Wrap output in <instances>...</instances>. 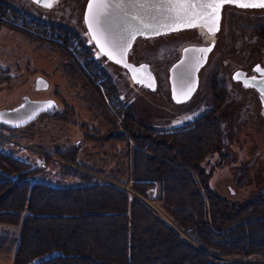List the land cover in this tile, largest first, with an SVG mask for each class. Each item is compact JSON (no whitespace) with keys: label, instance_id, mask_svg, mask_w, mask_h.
<instances>
[{"label":"rangeland","instance_id":"obj_1","mask_svg":"<svg viewBox=\"0 0 264 264\" xmlns=\"http://www.w3.org/2000/svg\"><path fill=\"white\" fill-rule=\"evenodd\" d=\"M86 2L59 0L52 9L44 10L29 0H0L17 13L74 34L81 44L85 41ZM262 35L264 10L225 7L214 50L199 75L198 91L189 104L176 106L170 96L168 72L185 46L207 44L196 31L136 42L130 60L150 64L157 80V90L150 92L138 88L124 70L111 63L101 68L105 60L91 61L85 72L76 60L71 61V53L65 48L0 26V110L18 104L22 95L50 97L58 104L54 114L40 116L24 128L11 130L0 125V151L38 169L31 184L60 189L84 186L81 179L63 170L67 167L89 175L95 182L135 194L130 174L134 145L123 128L124 110L130 109L139 133L137 125L157 133L172 132L213 109V78L223 81L226 90L225 106L219 113L225 132L224 150L208 156L201 167L210 177L212 190L229 203L240 204L264 189V118L255 93L244 90L231 77L236 70L250 72L257 64L264 66ZM37 77L48 81L46 92L32 90ZM109 86L116 96L108 93ZM196 113L193 121L181 123V118ZM68 150L78 152L74 164L55 155ZM149 192L154 198L156 188ZM139 197L170 223L157 203ZM23 227V217L16 225L0 222V264H14Z\"/></svg>","mask_w":264,"mask_h":264},{"label":"trees","instance_id":"obj_2","mask_svg":"<svg viewBox=\"0 0 264 264\" xmlns=\"http://www.w3.org/2000/svg\"><path fill=\"white\" fill-rule=\"evenodd\" d=\"M212 83L213 109L169 133L138 125L137 132L124 110L135 194L67 167L84 186L31 184L38 169L0 151V222L24 220L14 264H264V189L229 203L201 167L224 150L226 90L223 81ZM77 153L55 155L74 164ZM139 196L157 203L170 223Z\"/></svg>","mask_w":264,"mask_h":264},{"label":"water","instance_id":"obj_3","mask_svg":"<svg viewBox=\"0 0 264 264\" xmlns=\"http://www.w3.org/2000/svg\"><path fill=\"white\" fill-rule=\"evenodd\" d=\"M29 1L38 8L44 10H50L58 3L59 0H56V2L53 4L51 8L44 7L41 4L35 2V0H29ZM88 4H89V0H87L85 5V10L83 15V25L96 50L109 63L124 70L134 85H136L138 88H142L150 92H155L157 90L156 76L150 64L149 63L135 64L130 60V55L132 53L133 47L138 40H152L158 37H163L185 31H196L200 36L206 39L207 41L206 45L185 46L181 50L180 58L169 69L168 82L170 87V96L172 102L176 106H185L189 104L193 100L194 96L198 91L199 75L201 70L206 66L209 56L214 50L216 37L220 31L223 9L228 6V7L236 8L238 10H264V8H240L233 4H225L220 10L218 30L215 31L214 35L209 34V32L204 27L189 28L180 31H168L166 29H161L160 30L161 34L158 35L153 34L152 32H148L147 30H143L146 32L145 35L137 34L135 38L132 39L131 46L126 54V64H125V63H116L114 60L109 59L107 55L103 54L101 48L97 46L96 41L93 40L92 34L90 33L88 24L86 22V13L88 9ZM127 11L129 13H132L135 10L128 9ZM110 24H111L112 34L117 38L121 35H124V37L127 38V33L124 32V29L127 28L129 25H133V30H134V22L130 20V17H126L124 13L120 10L113 11V15L111 16L110 19ZM199 49H211V50L207 52H200L198 51ZM257 67H259V69L261 70L260 72L256 71ZM254 71L258 76H247L245 71L236 70L232 74L231 80L234 83H239L244 90H251L254 91L256 94H258L263 108L262 114L264 116V97H262L261 92L259 91V89H264V82H262L264 81V76L261 75V72H264V69H261L260 65L258 64L255 66ZM237 73L242 74L239 79L234 78L236 77ZM134 76H137L141 80V82L137 83L136 80H134L133 78ZM253 77H255V81L252 80ZM246 82L249 83L251 86L246 87L245 86ZM189 85H191L192 87V91L190 92V94L187 97L181 95L182 91L185 90ZM32 87L34 92H45L49 89V83L43 77H37L34 80ZM174 96L176 98H174ZM49 105H51L52 107L53 102L30 100L29 102L23 101L22 104L16 108L0 110V114H3L2 119H0V125H3L9 129H14V130L24 128L29 124H31L32 122H34L42 114L51 111L52 108L49 107Z\"/></svg>","mask_w":264,"mask_h":264},{"label":"snow or ice","instance_id":"obj_4","mask_svg":"<svg viewBox=\"0 0 264 264\" xmlns=\"http://www.w3.org/2000/svg\"><path fill=\"white\" fill-rule=\"evenodd\" d=\"M35 2L51 8L56 0H35ZM225 4H233L240 8H264V0H89L86 22L93 40L103 54L116 63L126 64V54L131 41L137 34L145 35L146 32L143 30L158 35L161 34V29L180 31L204 27L209 34L214 35L218 30L220 10ZM128 9L135 11L129 13ZM114 10L122 11L134 22V30L133 25L124 29L127 38L124 35L117 38L112 34L110 19ZM210 50L199 49L198 51ZM256 71L261 70L257 67ZM241 75L237 73L234 78L239 79ZM261 75L264 76V72H261ZM133 78L137 83L141 82L137 76ZM252 80L255 81V77ZM245 86L251 85L246 82ZM191 91L192 87L189 85L181 95L187 97ZM259 91L264 97V89ZM2 117L3 114H0V119Z\"/></svg>","mask_w":264,"mask_h":264},{"label":"built area","instance_id":"obj_5","mask_svg":"<svg viewBox=\"0 0 264 264\" xmlns=\"http://www.w3.org/2000/svg\"><path fill=\"white\" fill-rule=\"evenodd\" d=\"M0 26L19 31L39 41L47 42L59 49L62 47L65 48L71 53V61L74 63L73 60H76L78 66L85 72H87L86 68L91 65V61L99 62V60H105L102 61L100 65L101 68L103 65L109 64V62L96 50L87 32L82 34L85 41L82 39L83 42L81 44L74 34L70 32L65 33L63 32L64 30L58 26L37 21L29 15L17 13L13 9L2 4H0Z\"/></svg>","mask_w":264,"mask_h":264},{"label":"flooded vegetation","instance_id":"obj_6","mask_svg":"<svg viewBox=\"0 0 264 264\" xmlns=\"http://www.w3.org/2000/svg\"><path fill=\"white\" fill-rule=\"evenodd\" d=\"M1 4V3H0ZM3 5V4H2ZM4 6H6V5H4ZM6 7H8V6H6ZM8 8H10V7H8ZM38 21V20H37ZM258 65V64H257ZM256 66V65H255ZM255 66L251 69V71L250 72H247V71H245L246 72V74H247V76H258L256 73H255V71H254V69H255ZM260 68L261 69H264V66H261L260 65ZM34 82V81H33ZM33 84V83H32ZM32 90H33V87H32ZM46 92V91H45ZM254 92V91H253ZM255 93V92H254ZM255 95H256V97H257V99H258V101H259V104H260V108H261V115L263 116V114H262V112H263V108H262V105H261V101H260V98H259V96H258V94H256L255 93ZM46 101V102H48V101H50V102H53V105H52V109H51V111H48V112H46V113H44V114H42L41 116H45V115H52V114H54V110H56V109H58V104L55 102V100H53L52 98H50V97H43V98H41V99H35V98H31V97H29L28 95H22V96H20V100H19V102H18V104H16L15 106H13L12 108H9V109H13V108H16V107H18V106H20L21 104H22V102L24 101H26V102H29V101ZM263 118H264V116H263ZM3 126V125H2ZM9 129V128H8ZM11 130H14V129H11ZM18 130V129H17Z\"/></svg>","mask_w":264,"mask_h":264},{"label":"bare ground","instance_id":"obj_7","mask_svg":"<svg viewBox=\"0 0 264 264\" xmlns=\"http://www.w3.org/2000/svg\"><path fill=\"white\" fill-rule=\"evenodd\" d=\"M19 32V31H18ZM36 40V39H35ZM83 73V72H82ZM88 78V77H87ZM198 115V113H196L195 115H190V116H183L184 118H181V123H184V122H190V121H193L194 118ZM176 124V122H175ZM180 124V123H178ZM30 125V124H29Z\"/></svg>","mask_w":264,"mask_h":264}]
</instances>
